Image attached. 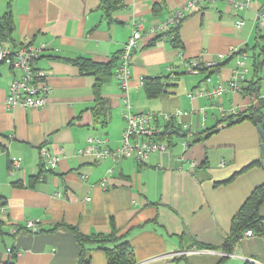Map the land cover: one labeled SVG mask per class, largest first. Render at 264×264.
<instances>
[{
  "label": "crops",
  "instance_id": "crops-1",
  "mask_svg": "<svg viewBox=\"0 0 264 264\" xmlns=\"http://www.w3.org/2000/svg\"><path fill=\"white\" fill-rule=\"evenodd\" d=\"M8 1L0 0V16ZM187 1L121 0L107 15L101 0H12L14 42L9 45L47 46L36 64L47 73L51 91L43 108L8 106L9 86L21 73L8 65L0 68V201L6 207V214L0 215V264L8 259V248L17 252L16 264H77L80 247L68 227L83 234H107L110 218L119 234H126L135 264H178V254L195 250L184 255L188 264L219 263L221 252L197 247H220L233 216L253 189L264 184L263 167L242 171L262 163L257 125L244 120L227 127L229 115L219 111L221 107L242 112L254 97L264 95V30L256 25L264 0H252L243 11L224 1L208 3L179 25L181 49L167 41L147 47L158 27ZM134 29L141 40L126 90L132 110H180L185 112L180 119L185 128L194 132L185 152L177 138L165 152L152 153L143 166L130 158L115 163L79 154L89 137L107 139L112 149L119 146L125 126L124 93L114 78L118 60L101 87L100 104L95 101L93 76L82 74L74 60L110 62ZM244 56V65H239ZM191 59L214 65L190 74L184 61ZM171 67L176 78L166 91L147 97L143 81L167 80ZM236 72L245 88L259 81L257 96L234 91L218 98L197 94L226 86ZM191 92L194 98L188 96ZM214 129L217 132L202 139ZM42 148L60 159L54 169L45 167ZM14 159H20L17 168L12 166ZM190 162L196 166L191 168ZM259 213L264 216V203ZM29 220L38 224L39 233L23 230ZM12 227L18 232L10 233ZM245 262L264 264V234L244 237L223 264ZM89 264H107L105 254L92 251Z\"/></svg>",
  "mask_w": 264,
  "mask_h": 264
},
{
  "label": "built area",
  "instance_id": "built-area-1",
  "mask_svg": "<svg viewBox=\"0 0 264 264\" xmlns=\"http://www.w3.org/2000/svg\"><path fill=\"white\" fill-rule=\"evenodd\" d=\"M218 1H224L236 10H247L252 0H189L187 1L174 15H172L167 22L158 27L155 33H161L168 30L169 26H179L181 21L184 20L189 14L197 13L203 9L208 3H215ZM243 20L238 23V26L243 25ZM179 24V25H178ZM256 25L260 30H264V6L256 14ZM141 40V34L138 29H134L129 36L127 42L124 44L119 57L118 65L114 71V78L123 90L124 95V112L123 117L125 121L124 130L121 135L120 144L117 148L112 149L108 146V141L105 138L89 137L87 139V147L81 150L79 154L88 155L95 160H102L109 158L115 163L120 162L123 159H133L139 166L147 164L149 156L155 152H165L168 149V144L161 138L164 134L178 133L181 139L180 145L184 152L191 144L194 132L190 129H186L182 123L181 116L185 114L180 110L173 113H151V112H139L133 111L132 106L129 103L126 90L131 78V63L133 60L134 52L139 49V42ZM45 44L33 45L31 42H24L14 45H0V64H6L13 70H18L21 73L20 77H16L12 80L6 104L8 106H19L24 110L29 108H43L47 105L49 94L51 91L50 86L47 84V73L45 70L39 68L36 64L41 52L46 50ZM232 50L230 49V52ZM223 54L218 55V59L222 60ZM246 56L240 61L239 65H244ZM186 72L190 74H198L201 70L212 69V63H202L198 59L185 60ZM169 76L165 82H170L176 78L173 68H169ZM240 75L236 72V75L228 82L226 86L223 84L217 85L211 92H197L198 95H207L214 98H218L223 95L224 92L234 91L241 93L245 86L241 85ZM207 82L210 79L207 78ZM195 93L188 94L190 98L195 97ZM263 105L264 110V95L254 97L251 106L260 107ZM219 111L223 115L236 116L239 110L231 109L228 112L224 111L221 107ZM41 155L46 159V166L48 169H54L60 160L57 156L50 157L48 151L45 148L41 149ZM20 159H14L12 166L17 168ZM191 168L196 166L195 162L189 163ZM6 214V207L0 201V215ZM23 230L32 234L39 233L38 224L34 220L27 221ZM18 232V228L12 227L10 233L15 234ZM252 236L250 230L244 233V237ZM208 251V250H204ZM13 250L8 248L7 254L11 256ZM17 253V252H16ZM197 253V251L183 252L178 254V257ZM9 258V257H8Z\"/></svg>",
  "mask_w": 264,
  "mask_h": 264
},
{
  "label": "trees",
  "instance_id": "trees-1",
  "mask_svg": "<svg viewBox=\"0 0 264 264\" xmlns=\"http://www.w3.org/2000/svg\"><path fill=\"white\" fill-rule=\"evenodd\" d=\"M121 0H101L100 8L109 15L110 12L116 10L120 6ZM155 12H157L155 10ZM183 21V20H182ZM181 21V22H182ZM179 25V24H178ZM179 26H169L168 30L165 32L157 33L154 38L148 43L147 47H154L159 42L167 41L173 48L181 49V43L178 38ZM14 32V21L12 13V0L8 1L6 11L0 16V45L13 44ZM121 52V51H120ZM120 54V53H119ZM119 56H116L113 60L107 63H96L90 59L84 57H78L74 60V64L77 65L84 75H91L94 78V93L96 97V102L100 101V90L105 81L113 75V70L116 67V61ZM261 63L256 67L255 71L261 69ZM204 70V69H203ZM257 74V73H256ZM175 79V78H174ZM170 82H165L162 78H150L143 81L144 90L147 97L154 98L166 91V87ZM259 81H252L250 85L247 86L242 92H250L256 94L259 93ZM263 105L259 108L255 106H249L244 111L239 112L236 116H229L227 118L228 123L225 125L227 127L244 120H251L254 122V117L258 114L264 116L262 111ZM236 118V119H234ZM237 120V121H234ZM255 123V122H254ZM257 125V123H255ZM218 129L211 130L205 133L202 137L208 138L213 133L217 132ZM179 138L178 133L164 134L163 139L168 146H172L175 139ZM262 166L261 161L254 162L244 168L242 171L252 167V166ZM241 171V172H242ZM233 175L228 181V183L234 179ZM264 203V184H261L253 189L250 195L245 199L239 210L233 216L229 234L223 240L220 247H210L205 245H200L197 250H208V251H219L223 254L221 260L218 264H223L227 256L232 254L235 246L244 238V233L248 230L252 232V236H262L264 234V216L259 213L261 205ZM110 230L107 234H83L76 227H68L72 232L75 241L80 247V253L77 264H89L91 261V253L94 250H100L105 254L107 264H135L134 250L126 234H119L112 218L109 221ZM13 252L9 258L1 264H16V252ZM188 251V250H187ZM185 256L178 257L176 262L187 261ZM244 264H253L250 262H245Z\"/></svg>",
  "mask_w": 264,
  "mask_h": 264
},
{
  "label": "water",
  "instance_id": "water-1",
  "mask_svg": "<svg viewBox=\"0 0 264 264\" xmlns=\"http://www.w3.org/2000/svg\"><path fill=\"white\" fill-rule=\"evenodd\" d=\"M237 121V120H234ZM254 122L257 123V130L259 132L260 138L262 140V143L260 145L261 149V156H262V166L264 168V116L261 114H258L254 117ZM178 264H186L185 261H181Z\"/></svg>",
  "mask_w": 264,
  "mask_h": 264
},
{
  "label": "rangeland",
  "instance_id": "rangeland-1",
  "mask_svg": "<svg viewBox=\"0 0 264 264\" xmlns=\"http://www.w3.org/2000/svg\"><path fill=\"white\" fill-rule=\"evenodd\" d=\"M6 67V64H3V65H0V68L2 69H4ZM261 88H262V90H264V80L262 81V83H261ZM110 132H107V137H111V135L109 134ZM177 139V138H176ZM176 139H175V141H176Z\"/></svg>",
  "mask_w": 264,
  "mask_h": 264
}]
</instances>
